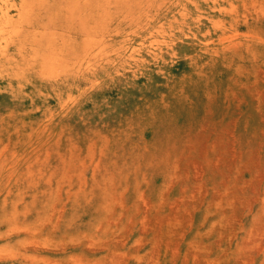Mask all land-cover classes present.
Returning a JSON list of instances; mask_svg holds the SVG:
<instances>
[{"label": "rangeland", "instance_id": "374dc122", "mask_svg": "<svg viewBox=\"0 0 264 264\" xmlns=\"http://www.w3.org/2000/svg\"><path fill=\"white\" fill-rule=\"evenodd\" d=\"M42 1L0 0V264H264V0Z\"/></svg>", "mask_w": 264, "mask_h": 264}, {"label": "bare ground", "instance_id": "6f19581e", "mask_svg": "<svg viewBox=\"0 0 264 264\" xmlns=\"http://www.w3.org/2000/svg\"><path fill=\"white\" fill-rule=\"evenodd\" d=\"M2 2H3V0H1ZM5 1V0H4ZM29 0H27V2H28ZM143 1V0H142ZM160 0H158V2H159ZM168 1V0H167ZM187 1V0H186ZM190 1V0H189ZM11 2V1H10ZM27 2H25V3H27ZM37 2V1H36ZM41 2L43 3V1L41 0ZM49 2V1H48ZM157 2V3H158ZM161 2V1H160ZM159 2V3H160ZM170 2V1H169ZM24 3V0H23V4H25ZM29 3H32L33 4V2H29ZM35 3V2H34ZM38 3H40V2H38ZM37 3V4H38ZM46 3H47V1H46ZM193 3V0H192V2H191V4ZM220 3V2H219ZM19 4L20 5H22L20 2H19ZM37 4H36V6H37ZM41 4V3H40ZM44 4V3H43ZM174 4V3H173ZM168 5V4H167ZM166 5V6H167ZM190 5V4H189ZM8 6V5H7ZM33 6V5H32ZM38 6H42V5H39L38 4ZM37 6V7H38ZM44 6V5H43ZM42 6V7H43ZM155 6V5H154ZM0 7H2L1 5H0ZM4 7V6H3ZM11 7V6H10ZM10 7H8V9L10 8ZM28 7V6H27ZM29 7H31V6H29ZM37 7H34V9L36 8L37 9ZM195 7V6H194ZM21 8V7H20ZM23 8H25L24 6H23ZM152 8H154V7H152ZM22 9V8H21ZM21 9H20V11H21ZM33 9V8H32ZM40 9V8H39ZM46 9V8H45ZM159 9V8H158ZM194 9V8H193ZM18 10V9H17ZM26 10V9H25ZM31 10V9H30ZM148 10V9H147ZM156 10V9H155ZM19 11V10H18ZM23 12H24V10H22ZM22 11L18 14V15H20V17H21V19L22 18H24V16L23 15H25V14H27V13H22ZM160 11V10H159ZM166 11V10H165ZM0 14H1V17L2 16H4L5 18L4 19H6V21H5V23H4V26L2 27H0V53H4V51L5 50H7L8 48H9V46H11V45H13V44H18V45H20V46H23V41H24V29L23 28H21V25H17V24H15L14 22L15 21H13V19H11V17H10V19H7V15H8V13L6 12V10L4 11V9H2V8H0ZM26 12V11H25ZM29 12H31V13H33L32 12V10L31 11H29ZM35 12V11H34ZM40 12V11H39ZM161 12V11H160ZM22 13V14H21ZM141 13H142V11H141ZM152 13H154V12H152ZM163 13V12H162ZM12 14V13H11ZM14 14V13H13ZM16 14V13H15ZM144 14V13H143ZM151 14V13H150ZM161 14V13H160ZM172 14V13H171ZM28 15H30V14H28ZM47 15V14H46ZM148 15V14H147ZM153 14H151V17L153 18V16H152ZM9 16V15H8ZM23 16V17H22ZM147 17V16H146ZM18 18H19V16H18ZM18 18L16 19V20H18ZM180 18V17H179ZM3 19V18H2ZM20 19V18H19ZM26 19H27V16H26ZM135 19V18H134ZM1 20V19H0ZM148 20V19H147ZM153 20V19H152ZM152 20H149V21H152ZM20 21H22V20H20ZM140 21V20H139ZM1 22V21H0ZM184 22V21H183ZM24 23V22H23ZM152 23V22H151ZM1 24V23H0ZM134 24V23H133ZM160 25H161V22L159 23ZM170 24V23H169ZM135 25H136V23H135ZM149 25V24H148ZM139 26V25H138ZM146 26V25H145ZM145 26H143V27H145ZM171 26V25H170ZM27 27V26H26ZM27 29V28H26ZM138 29V28H137ZM160 29V28H159ZM169 29V28H168ZM156 30H158V29H156ZM44 31V30H43ZM147 31V30H146ZM34 32H36V31H34ZM130 32V31H129ZM168 32V31H167ZM151 33V32H150ZM157 33V32H156ZM162 33V32H161ZM42 34V33H41ZM129 35V34H128ZM137 35V34H136ZM118 36V35H117ZM116 36V37H117ZM132 36V35H131ZM143 36V35H142ZM147 36V35H146ZM46 37V36H45ZM121 37V36H120ZM133 38V37H132ZM142 38V37H141ZM110 39V38H109ZM112 39V38H111ZM91 40V39H90ZM98 40V39H97ZM103 41V40H102ZM101 41V42H102ZM122 41V40H121ZM125 41V40H124ZM88 42V41H87ZM87 42H86V44L85 45H87ZM92 42V41H91ZM105 42V41H104ZM93 43V42H92ZM27 44V43H26ZM101 44V43H100ZM124 44V43H123ZM127 44V43H126ZM194 44V43H193ZM110 45V44H109ZM130 45V44H129ZM131 45H132V43H131ZM191 45V44H190ZM27 47V46H26ZM57 47V46H56ZM109 47V46H108ZM129 47V46H128ZM136 47V46H135ZM110 48V47H109ZM87 50V49H86ZM102 50V49H101ZM105 50V49H104ZM110 50V49H109ZM127 50V49H126ZM132 50V49H131ZM60 51V50H59ZM88 51V50H87ZM119 51V50H118ZM125 51V50H124ZM133 51V50H132ZM135 51V50H134ZM61 52V51H60ZM131 52V51H130ZM129 52V53H130ZM59 53V52H58ZM87 53V52H86ZM110 53V52H109ZM112 53V52H111ZM110 53V54H111ZM121 53H122V51H121ZM125 53V52H124ZM123 53V54H124ZM140 53V52H139ZM96 54V53H95ZM101 54V53H100ZM103 54V53H102ZM110 54H108V55H110ZM120 54V53H119ZM118 54V55H119ZM60 54H57L56 56H52V57H50L49 59L51 60V62L53 61V60H58V59H56L57 58V56H59ZM77 55V54H76ZM97 55V54H96ZM103 55H105V57L106 56H108V55H106V53L105 54H103ZM132 55V54H131ZM135 55V54H134ZM133 55V56H134ZM38 56V55H37ZM117 56V55H116ZM122 56V55H121ZM125 56V55H124ZM138 56V55H137ZM136 56V57H137ZM22 57V56H21ZM30 57V56H29ZM91 57H93V56H91ZM109 57V56H108ZM118 57V56H117ZM128 57V56H127ZM139 57H141V56H139ZM7 58V57H6ZM32 58V57H31ZM44 58H46L47 59V57H44ZM86 58V57H85ZM120 58V57H119ZM107 59V58H106ZM49 60V61H50ZM110 60V59H109ZM126 60V59H125ZM55 61V62H56ZM103 61V60H102ZM111 61H112V59H111ZM122 61V60H121ZM116 62V61H115ZM133 62V61H132ZM118 63V62H117ZM97 64H99V63H97ZM105 63L103 62V65H104ZM107 64V63H106ZM113 64V63H112ZM123 64V63H122ZM89 65V64H88ZM96 65V64H95ZM116 65V64H115ZM18 66V65H17ZM44 66H45V64H44ZM107 66H108V64H107ZM12 67V66H11ZM79 67V66H78ZM87 67V66H86ZM85 67V68H86ZM84 68V69H85ZM89 68V67H88ZM98 69V68H97ZM2 70V69H1ZM59 70H61V69H59ZM80 70V69H79ZM100 70V69H99ZM12 71V70H11ZM86 71H88V70H86ZM101 71H103V70H101ZM114 71V70H113ZM21 72V71H20ZM77 72V71H76ZM95 72V71H94ZM14 73V72H13ZM12 73V74H13ZM58 73V72H57ZM78 73V72H77ZM87 73H89V72H87ZM61 74V73H60ZM67 74V73H66ZM69 74V73H68ZM72 74V73H71ZM91 74H93V72L91 73ZM15 75H17V74H15ZM57 75V74H56ZM55 75V76H56ZM65 75V74H64ZM81 75V74H80ZM19 76V75H18ZM17 76V77H18ZM58 76V75H57ZM61 76V75H60ZM59 76V77H60ZM76 76V75H75ZM88 77H89V75H87ZM21 77H22V75H21ZM24 77V76H23ZM77 77V76H76ZM0 78H3V77H0ZM44 78V77H43ZM90 78V77H89ZM93 78V77H92ZM51 79V78H50ZM54 79V78H53ZM56 79V78H55ZM62 79V78H61ZM66 79V78H65ZM84 79H86V78H84ZM140 79V78H139ZM2 80V79H1ZM16 80V79H15ZM24 80V79H23ZM28 80V79H27ZM47 80V79H46ZM78 80V79H77ZM20 81H21V79H20ZM32 81V80H31ZM58 81V80H57ZM62 81V80H61ZM30 82V81H29ZM53 82V81H52ZM5 83V82H4ZM26 83V82H25ZM24 83V84H25ZM46 83V82H45ZM32 84V83H31ZM55 84V83H54ZM59 85H61V84H59ZM58 86V85H57ZM53 88V87H52ZM55 88V87H54ZM110 93V92H109Z\"/></svg>", "mask_w": 264, "mask_h": 264}]
</instances>
